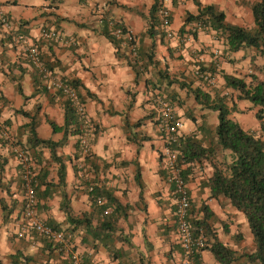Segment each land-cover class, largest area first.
I'll list each match as a JSON object with an SVG mask.
<instances>
[{"label": "crops", "instance_id": "1", "mask_svg": "<svg viewBox=\"0 0 264 264\" xmlns=\"http://www.w3.org/2000/svg\"><path fill=\"white\" fill-rule=\"evenodd\" d=\"M155 1L0 0V12L11 22L10 31L0 25V264L69 263L55 244L24 223V189L15 148L30 155L40 177L39 218L68 235L88 264H180L175 204L161 163L164 139L158 129V98L172 102L183 122L182 136L195 134L204 147L213 149L200 161L180 163L191 225H207L234 250L253 248L244 215L225 197L210 194L207 181L213 164L227 152L216 144L217 123L211 128L209 120L212 110L201 108L192 89L220 91L194 75L197 58L205 66H215L217 86L224 84L223 73L246 81L255 74L264 80V58L254 47L225 51L215 30L185 23L188 13L197 12L193 0H169L171 35L162 27L159 11V22L150 34ZM199 1L216 5L231 24L253 26L250 5L257 0ZM43 26L57 30L61 39H42ZM116 27L131 32L132 40L113 37ZM18 34L24 35L27 45L38 46L54 74L77 82L91 126L87 153H80L81 134L69 135L54 147L64 164L63 183L50 145L38 139L63 140V131H53L49 122L63 125L65 97L36 80L24 46L14 39ZM233 93L234 120L264 139V118L256 117L259 106L237 100ZM96 196L103 197L101 204ZM104 204L109 206L102 212L99 205ZM200 258L201 264H218L208 250L201 251Z\"/></svg>", "mask_w": 264, "mask_h": 264}, {"label": "trees", "instance_id": "2", "mask_svg": "<svg viewBox=\"0 0 264 264\" xmlns=\"http://www.w3.org/2000/svg\"><path fill=\"white\" fill-rule=\"evenodd\" d=\"M193 1L197 5V12L188 13L185 16V23H199L203 30H215L223 38L225 51L234 52L244 47H254L264 58V0H257L250 5L253 15L251 28L227 22L225 13L214 4L203 5L199 0ZM160 5V1L156 0L150 9L151 22L148 28L150 34L154 33L155 23L159 22L156 13L160 11ZM192 33L196 36V32L192 31ZM113 37L110 36L112 40H115ZM151 57L152 52H149V61ZM197 64L196 67L203 72L214 73L215 71L214 65L208 67L204 63L197 62ZM30 65L32 66L31 63ZM47 68L51 70L50 67ZM35 71L36 80H41L40 74L36 69ZM262 71L264 72V66ZM248 76L251 77L250 81H246L244 77L223 73L224 87L233 90L237 100L249 101L259 106L256 117L262 120L264 118V80H259L255 74ZM171 82L172 80H169V83ZM69 83L77 90L78 84L75 80H69ZM185 86L190 85L185 83ZM42 88L45 90V86ZM192 93L202 109L217 112L216 144L222 151L227 152L221 162L213 164V173L207 181L210 194L212 197H225L235 209L244 215L252 234L253 248L234 250L221 242L207 225L202 226L200 222V224L195 222V225H191L192 222L188 218L193 235L205 237L206 246L203 250H208L218 264H264V139L243 129L237 121L231 118V113L236 109L235 101L229 106L227 96L220 91L216 90L211 93L198 86L192 89ZM63 108V125L58 126L52 121L49 122L53 131H63V140L55 143L51 140L38 139L39 142L50 145L53 159L60 164L58 170L60 183L64 182V164L60 157L55 155L54 147L61 146L69 135L81 134L78 115L69 99H64ZM172 147L178 153L179 163L187 164L200 161L213 150L204 147L195 134L181 136ZM39 179L40 177L37 176L36 195ZM108 206L109 204L99 205V208L103 212ZM47 240L55 244L59 252L66 256L59 245L52 240ZM68 261L69 263L66 264H72L69 257ZM195 263L201 264L200 253L195 256Z\"/></svg>", "mask_w": 264, "mask_h": 264}, {"label": "built area", "instance_id": "3", "mask_svg": "<svg viewBox=\"0 0 264 264\" xmlns=\"http://www.w3.org/2000/svg\"><path fill=\"white\" fill-rule=\"evenodd\" d=\"M168 2L169 0H160L161 5L159 13L162 27L166 30L168 35H171L169 29L171 13L167 6ZM0 24L6 31H10L11 22L1 14V12ZM196 28L202 29V26L199 23H196ZM112 33L117 38L125 36L128 40H132L131 32H124L121 28H114ZM40 36L42 39L47 40L61 39L60 33L54 28L48 26H43L41 28ZM14 39L24 46V55L32 64L33 68L40 74L43 84L48 89L60 91L62 95L69 99L73 104L81 127L80 153H87L89 148L88 136L91 131V126L85 116L83 105L79 101L77 90L73 88L68 81L57 76L47 68L42 60L38 46L27 45L26 38L21 34L15 35ZM214 53L218 54V51L215 50ZM197 59V62L202 63L199 58ZM214 63L217 64V61L215 60ZM194 75L208 84H214L215 82L212 73L203 72L199 67L194 68ZM157 102L160 108V115L157 118L158 129L164 139V147L161 152V163L166 174V182L171 186V192L175 204L174 217L176 222V232L182 250L180 264H196L195 256L203 251L206 246V239L203 235H193L192 227L188 220V211L190 208L188 188L182 176L178 153L172 147L182 136L181 129L183 127V122L175 114L171 101H167L164 98H158ZM15 153L19 164L21 165L20 175L22 187L24 189V201L21 216L26 227L33 229L38 234L59 245L64 254L69 257L72 264H88L82 256L74 250L71 241L64 232L45 223L39 218L37 213L38 199L36 195L38 180L34 170L33 161L24 149L15 148ZM88 190L89 192H92L93 188L90 186ZM95 201L101 204L103 202V197L96 196Z\"/></svg>", "mask_w": 264, "mask_h": 264}, {"label": "rangeland", "instance_id": "4", "mask_svg": "<svg viewBox=\"0 0 264 264\" xmlns=\"http://www.w3.org/2000/svg\"><path fill=\"white\" fill-rule=\"evenodd\" d=\"M201 81H202L203 84H205L207 87H210L211 89H213V88L220 89L221 93L227 96L228 105L231 106L233 104L232 99H233L234 93H233V91H230V89H227L226 87H224V84H221L219 82V84H218L219 86H217L216 82H214V84H208L207 82H205L203 80H201ZM233 114L230 115L231 118L236 119V117H234ZM209 120H211L210 127L212 128L214 126L213 124L217 123V112L216 111H211L210 112Z\"/></svg>", "mask_w": 264, "mask_h": 264}]
</instances>
